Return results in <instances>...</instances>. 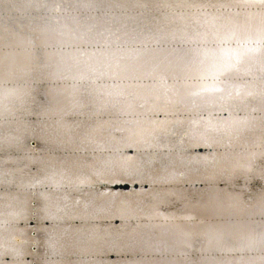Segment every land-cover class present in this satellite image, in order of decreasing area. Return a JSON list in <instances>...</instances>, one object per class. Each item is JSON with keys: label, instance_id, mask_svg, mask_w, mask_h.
<instances>
[{"label": "bare ground", "instance_id": "bare-ground-1", "mask_svg": "<svg viewBox=\"0 0 264 264\" xmlns=\"http://www.w3.org/2000/svg\"><path fill=\"white\" fill-rule=\"evenodd\" d=\"M53 168L88 178L65 190L84 219L59 225V264H182L185 234L200 247L210 229L225 251L195 264H264V2L0 0V211L13 195L37 207L17 185ZM19 227L44 264L48 225Z\"/></svg>", "mask_w": 264, "mask_h": 264}, {"label": "snow or ice", "instance_id": "snow-or-ice-1", "mask_svg": "<svg viewBox=\"0 0 264 264\" xmlns=\"http://www.w3.org/2000/svg\"><path fill=\"white\" fill-rule=\"evenodd\" d=\"M254 43L257 47L252 46ZM259 43V41L248 40L244 43L243 47L247 52H254L259 50ZM223 54L226 57L235 59L237 63H239L242 55L238 50L231 48L224 49ZM9 95L16 96L21 106H23L28 103L27 98H30L32 94L30 90H24L19 94H17L16 90H10ZM26 157L33 163L37 159L30 153L26 154ZM243 167L246 173H251L253 170L250 163ZM2 175L0 174V187L5 186ZM87 180V177H72L63 169L56 170L53 168L39 179L17 185V187H22L34 193L37 196L39 205L32 207L29 200H20L18 196L13 195L11 202L7 205V213L5 214V212L0 211V264H33V257L36 255V252L32 251V249H37L38 251L40 241L37 237L30 236L26 228L21 229L19 227L21 223H28L33 220L48 225V227L42 229L46 233L44 247L48 253L44 264H59V261L55 257L61 254L64 238L70 230L67 227L61 229L59 225L68 220L84 219L81 212L77 211V209L81 208L82 202L80 200L70 202L68 195L65 194V190L79 191L86 185ZM12 183L9 180L7 185L11 186ZM116 187H122L125 191H131L136 188V185L125 183ZM249 190L250 188L245 186L240 192L230 193L227 206L237 207L243 204L245 202L244 194ZM3 199V194H0V201ZM256 200L258 203L264 205V191L257 195ZM0 207H3V205H0ZM88 207L87 203L83 204V211L85 213ZM201 239L202 246L197 247L195 245V237L191 234H185L181 247L177 251V255L182 258V264H195L191 258L194 251L200 254L201 257L210 251H225L222 245V238L215 229H210ZM115 248V245L110 246L107 254H121L115 251ZM227 251L234 250L227 249ZM101 254L104 253L101 252ZM95 264H109V261L98 259L95 261ZM124 264H130V262H124Z\"/></svg>", "mask_w": 264, "mask_h": 264}]
</instances>
